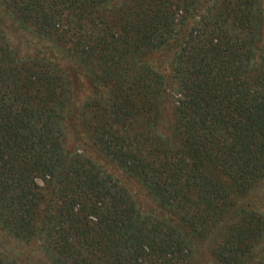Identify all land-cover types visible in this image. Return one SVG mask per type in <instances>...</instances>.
<instances>
[{
	"label": "trees",
	"instance_id": "1",
	"mask_svg": "<svg viewBox=\"0 0 264 264\" xmlns=\"http://www.w3.org/2000/svg\"><path fill=\"white\" fill-rule=\"evenodd\" d=\"M262 1L0 0V26L43 44L20 54L0 28L1 230L50 264H264ZM163 50L167 75L145 59ZM72 127L159 211L68 150Z\"/></svg>",
	"mask_w": 264,
	"mask_h": 264
},
{
	"label": "rangeland",
	"instance_id": "2",
	"mask_svg": "<svg viewBox=\"0 0 264 264\" xmlns=\"http://www.w3.org/2000/svg\"><path fill=\"white\" fill-rule=\"evenodd\" d=\"M264 9V0L262 1ZM5 18V17H4ZM3 32L8 37L14 48L20 54H37L38 49H42L41 43L37 38H34L29 33L20 28L16 23H13L9 18L1 24ZM146 61L155 67L157 70L167 75L170 72L171 51L163 50L155 53H150L146 56ZM65 65V63H62ZM75 84V95L77 102L89 96L92 92V87L85 72L78 70L72 75ZM172 105L165 103L161 108V122L159 129L165 130L168 120L172 115ZM164 121V122H163ZM70 130V131H69ZM67 149L74 151H83L85 154L93 157L106 171L115 176L121 183L125 184L131 193L134 195L138 205L144 210L159 211L158 206L148 197L144 187L135 178H131L116 162L106 157L98 147L91 144L87 135L76 132L74 127L68 129ZM248 198H256L259 203V211L264 214V181L260 183L259 189L251 191ZM200 256L205 259L211 256V245L208 246V241H201L199 247ZM0 254L14 264H50L40 253L38 249V241L33 239L28 242H20L7 235L0 228Z\"/></svg>",
	"mask_w": 264,
	"mask_h": 264
}]
</instances>
